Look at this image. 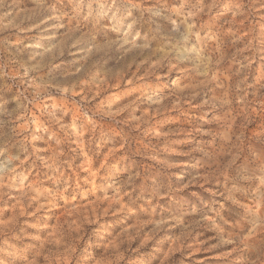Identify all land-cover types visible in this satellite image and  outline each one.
Here are the masks:
<instances>
[{"label":"rangeland","instance_id":"rangeland-1","mask_svg":"<svg viewBox=\"0 0 264 264\" xmlns=\"http://www.w3.org/2000/svg\"><path fill=\"white\" fill-rule=\"evenodd\" d=\"M0 264H264V0H0Z\"/></svg>","mask_w":264,"mask_h":264}]
</instances>
